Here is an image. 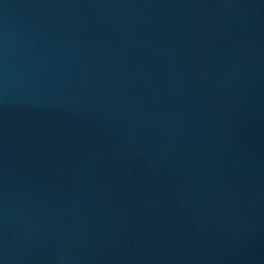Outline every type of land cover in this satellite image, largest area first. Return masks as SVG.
<instances>
[{"label": "water", "instance_id": "95a60500", "mask_svg": "<svg viewBox=\"0 0 264 264\" xmlns=\"http://www.w3.org/2000/svg\"><path fill=\"white\" fill-rule=\"evenodd\" d=\"M0 264H264V0H0Z\"/></svg>", "mask_w": 264, "mask_h": 264}]
</instances>
